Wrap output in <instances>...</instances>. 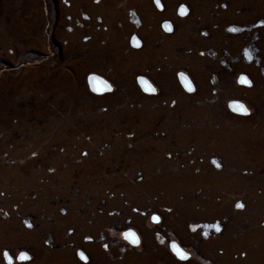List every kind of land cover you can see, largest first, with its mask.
I'll return each instance as SVG.
<instances>
[{"label": "rangeland", "instance_id": "obj_1", "mask_svg": "<svg viewBox=\"0 0 264 264\" xmlns=\"http://www.w3.org/2000/svg\"><path fill=\"white\" fill-rule=\"evenodd\" d=\"M0 264H264V0H0Z\"/></svg>", "mask_w": 264, "mask_h": 264}, {"label": "bare ground", "instance_id": "obj_2", "mask_svg": "<svg viewBox=\"0 0 264 264\" xmlns=\"http://www.w3.org/2000/svg\"><path fill=\"white\" fill-rule=\"evenodd\" d=\"M89 85H90V87H91V89H92L93 92L98 93V92H101L103 90L105 83L102 80H100V79H98L96 77H91L89 79ZM128 235L133 240H136V237H135L134 234L128 233ZM172 249H173V251L176 254H180L179 249L175 245H172Z\"/></svg>", "mask_w": 264, "mask_h": 264}, {"label": "snow or ice", "instance_id": "obj_3", "mask_svg": "<svg viewBox=\"0 0 264 264\" xmlns=\"http://www.w3.org/2000/svg\"><path fill=\"white\" fill-rule=\"evenodd\" d=\"M237 207H241V205H237Z\"/></svg>", "mask_w": 264, "mask_h": 264}]
</instances>
